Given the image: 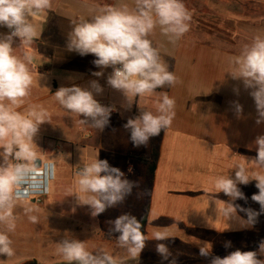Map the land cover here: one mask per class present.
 <instances>
[{
    "label": "crops",
    "instance_id": "0c3cea01",
    "mask_svg": "<svg viewBox=\"0 0 264 264\" xmlns=\"http://www.w3.org/2000/svg\"><path fill=\"white\" fill-rule=\"evenodd\" d=\"M197 1L198 4L193 5L191 0H183L192 13L191 27L175 44L159 28L149 37L160 49L162 60L178 77V82L171 87L165 85L149 97L134 98L130 110L123 107L126 103L123 94L106 83L110 68L104 70L103 77H95L92 73L100 69L92 63L93 55L80 56L66 49L72 22L81 16L87 18L94 6L104 5L101 0H53L51 10L31 18L40 31L39 38L28 48L33 57L30 68L34 83L30 96L16 110L24 112L28 105L38 104L50 113V123L40 126L34 142L39 159L43 165L51 164L55 178L48 185L49 193L44 203L19 202L14 209L16 229L9 236L16 242L12 246L15 250L27 251L15 254L23 258L16 264H69L55 253L56 243L66 236L85 241L90 251L103 248L123 258V264H169L157 253V241H146L140 256L131 259L117 247L119 234H109V221L124 213L140 220L147 204L150 212L145 234L151 237L155 227H170L174 237L163 243L172 253L169 259L175 258L176 264H209L211 257L199 255V245L194 243L193 237L201 243H210L212 255L221 258L236 249L258 250L259 242L264 240V214L253 227H241L239 221H227L223 215H217L216 206H222L219 200L228 201L229 197L212 192L216 176L234 177L235 169L232 168L242 160L241 156L254 158L257 155L255 147L250 150L248 146L258 135H264V123H255L254 100L242 82L233 80L226 73L230 57L239 54L254 36H264V15L255 17V11L261 10L252 5L264 6V0H232L235 6L230 0ZM121 2L131 5L133 0H112L111 4ZM232 6L236 13L230 12ZM248 8L253 16L244 15ZM209 10L210 14H206ZM7 32V28L0 27V33ZM18 44L19 40L14 47ZM16 52L20 54L21 49ZM92 80H98L104 89L95 98L102 105L116 109L102 132L81 124L83 117L68 114L53 99L61 86L88 87ZM165 92L176 101L175 118L171 127L165 130L160 159L150 184L147 166L138 159L151 155L152 138L147 147H134L130 131L123 126L128 118L140 115L139 107L155 114L160 94ZM235 102L243 106L239 118L235 113ZM69 127L81 133L83 139L70 141L64 136L63 129ZM81 149L103 151L111 160L110 166L119 168L125 178L138 185L122 204L108 208L97 217L91 215L88 206L79 205L72 195L76 191L72 186L76 172L84 164L78 156ZM255 183L238 185L247 202L237 200L235 203L259 211V204L251 200L258 192ZM26 204L44 210V221L31 223L23 211ZM239 216L247 219L245 213L241 212ZM41 225L56 227L58 234L47 235L43 249L38 252L36 246L26 243L35 242L34 235ZM68 231L76 234L68 236ZM47 239L53 243L49 244ZM228 242L230 246L226 247ZM5 257L0 256V261ZM148 257L151 259L147 260Z\"/></svg>",
    "mask_w": 264,
    "mask_h": 264
},
{
    "label": "clouds",
    "instance_id": "9594fccd",
    "mask_svg": "<svg viewBox=\"0 0 264 264\" xmlns=\"http://www.w3.org/2000/svg\"><path fill=\"white\" fill-rule=\"evenodd\" d=\"M53 8V0H0V27L8 29L0 33V256H15L13 241L9 233L16 229L17 217L14 209L27 196L21 192H32L31 185L26 188L27 178L36 172L37 145L34 138L40 126L50 123L48 110L42 105L30 104L26 111L16 109L24 104L30 96L34 77L30 68L32 54L28 51L31 44L39 38L38 26L32 17L46 14ZM192 13L186 8L183 0H133V3L96 5L90 15L79 17L72 22L71 31L67 34L66 49L80 56L93 55L94 66L100 71L92 73L103 77L105 69H111L107 76V85L119 91L125 97L123 107L130 110L134 98L149 97L165 85L174 86L178 77L169 71L162 60L160 49L153 45L149 38L159 28L160 32L175 44L190 31ZM19 40L18 46L16 41ZM21 49L17 54L16 50ZM228 73L233 80L242 82L254 100L256 109L255 123H264V36L256 35L245 44L239 54L229 58ZM40 74V80L42 79ZM103 87L98 80L89 82L88 87L61 86L53 94V99L68 114L76 115L80 123L102 132L110 123V117L116 109L102 105L95 97L102 94ZM238 91V90H237ZM156 104V113L140 108V115L128 118L124 128L130 131V140L134 147H147L151 138L171 127L175 118L176 101L166 92L160 94ZM235 113L239 118L243 106L234 103ZM255 147L254 158L244 156L236 163L234 177L218 175L213 180L215 194L223 193L228 201H221L217 215L226 220L235 219L241 227H253L257 219L264 214V135H258L249 149ZM46 167L50 168L51 164ZM131 171V169H129ZM255 181L257 193L251 200L259 204V211L245 208L235 203L247 197L238 185H248ZM77 190L75 195L79 205L91 209V215L97 217L108 208L122 204L132 194L136 182L125 178L124 172L110 166L106 159L98 156L84 163L76 172ZM216 203V200H215ZM28 220L39 223L34 215L38 209L27 205L23 209ZM245 213L247 219L239 216ZM109 234L118 233L117 247L124 250L127 257L136 259L146 246V241L154 240L156 251L169 264H176L164 241L174 237L170 227H155L151 237L142 231L143 225L131 214L124 213L108 222ZM199 255L211 257L209 264H264V240L258 250L241 251L236 249L221 258L212 255V245L201 243ZM230 246V242L226 243ZM55 253L69 264H123V258L114 256L103 248L89 250L85 241L66 236L56 243Z\"/></svg>",
    "mask_w": 264,
    "mask_h": 264
},
{
    "label": "rangeland",
    "instance_id": "374dc122",
    "mask_svg": "<svg viewBox=\"0 0 264 264\" xmlns=\"http://www.w3.org/2000/svg\"><path fill=\"white\" fill-rule=\"evenodd\" d=\"M232 1V0H230ZM102 4H111L112 3V0H101ZM186 2H189V0H186ZM198 1L197 0H191V3L193 5H197ZM233 2V1H232ZM234 3V2H233ZM235 6V3L233 4ZM232 6V7H229L230 9V12H233V13H236V8ZM189 7V6H188ZM254 8V7H253ZM244 15H248V16H253V14H251V11L250 9L248 8V10L246 12H243ZM255 13H257L256 15H254L255 17L256 16H263L264 15V10H261L259 13L255 11ZM206 14H210V10L206 13ZM261 14V15H260ZM216 15V14H215ZM213 19H216V18H213ZM63 135L68 137V139L70 141H80L81 139H83V136L81 133H79L75 128L73 127H69L67 130L64 128L63 129ZM82 150V149H81ZM103 151H98V150H95L94 149H91V150H86V151H83L78 155L79 158L81 159V162L82 163H87V162H90L91 160L95 159L97 156L99 159H106L109 164H111V160H109V158H107V154H104L102 153ZM101 156V157H100ZM54 178H55V175H54ZM53 178V179H54ZM52 179V180H53ZM73 190H77V186H76V183H75V180L73 181ZM47 197H45V200H46ZM70 199H71V194H70ZM44 200V201H45ZM33 201V199L31 200H26V201H21L20 203H23V202H28V203H31ZM44 201L42 203H44ZM36 202V201H35ZM39 203V202H38ZM39 218V220H43L45 219V215H44V210H38L37 211V214H36ZM44 221V220H43ZM58 230H56V227H48L46 225H41V226H38L37 227V232L36 234L34 235V239H35V242H32V243H26L28 244L29 246H33V247H37L38 249V252H41V250L43 249V244H44V240H45V237L48 235V237H50L51 235H56L58 234L57 233ZM73 236L75 235L74 233H70L68 231V236ZM73 234V235H72ZM48 240V243L49 244H52L53 242L50 240V239H47ZM16 241H13V244L15 243ZM17 244H20V242H18ZM24 252H27L25 251V249H23V251H20L19 249L16 248L15 250V253H24ZM23 258L20 257V256H15V257H11V258H7L5 257V259H3L2 261H0V264H16L18 263L19 261H21ZM151 257H148L147 260H150ZM142 263V262H141ZM140 264V263H139Z\"/></svg>",
    "mask_w": 264,
    "mask_h": 264
},
{
    "label": "built area",
    "instance_id": "2783aa9c",
    "mask_svg": "<svg viewBox=\"0 0 264 264\" xmlns=\"http://www.w3.org/2000/svg\"><path fill=\"white\" fill-rule=\"evenodd\" d=\"M47 165H43L36 172L30 174L27 178V183L24 185L26 188L29 184L31 185L32 192L29 194L26 191H22V196H27V200H35L36 202L42 203L47 197L49 190L48 185L54 178L53 168L46 167Z\"/></svg>",
    "mask_w": 264,
    "mask_h": 264
},
{
    "label": "trees",
    "instance_id": "16d2710c",
    "mask_svg": "<svg viewBox=\"0 0 264 264\" xmlns=\"http://www.w3.org/2000/svg\"><path fill=\"white\" fill-rule=\"evenodd\" d=\"M252 5L254 6L255 9L258 8L260 10H264V6H261V5L256 6V3H253ZM164 133H165V131L164 132L162 131L159 136L152 138V153H151V155L149 157L138 159L139 162H141L145 166H147L148 176L150 178V184L153 183L157 164H158L159 159H160V151H161V145H162ZM149 212H150V205L147 204L144 207L143 214L139 220L140 223L143 225V227H142L143 232H145V230H146Z\"/></svg>",
    "mask_w": 264,
    "mask_h": 264
},
{
    "label": "water",
    "instance_id": "95a60500",
    "mask_svg": "<svg viewBox=\"0 0 264 264\" xmlns=\"http://www.w3.org/2000/svg\"><path fill=\"white\" fill-rule=\"evenodd\" d=\"M37 168L39 169V168H41L42 167V161L39 159V160H37ZM33 202H35V200H33ZM36 264V263H35Z\"/></svg>",
    "mask_w": 264,
    "mask_h": 264
}]
</instances>
